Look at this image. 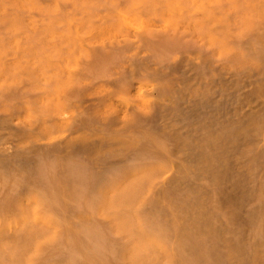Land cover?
Masks as SVG:
<instances>
[{
  "label": "bare ground",
  "instance_id": "1",
  "mask_svg": "<svg viewBox=\"0 0 264 264\" xmlns=\"http://www.w3.org/2000/svg\"><path fill=\"white\" fill-rule=\"evenodd\" d=\"M57 1L0 0V264H264V0Z\"/></svg>",
  "mask_w": 264,
  "mask_h": 264
},
{
  "label": "rangeland",
  "instance_id": "2",
  "mask_svg": "<svg viewBox=\"0 0 264 264\" xmlns=\"http://www.w3.org/2000/svg\"><path fill=\"white\" fill-rule=\"evenodd\" d=\"M51 1H52V0H49V2H48V0H46V1L44 2L45 4H48V5H47V11H48V7L50 6V2H51ZM59 1H61V0H59ZM87 1H91V2H92L93 0H87ZM36 2H37V5H34L36 8H37V7H38L39 9H40V8H42V9L45 8V7H44L45 4L43 5V3H42V4L40 3V5L38 6V1L36 0ZM74 2H75V1H74ZM79 2H81V4H82V3L84 2V0H80ZM7 3H9V2L7 1ZM54 3H55V4H54ZM51 4H54L53 8H56L57 5H58V7H60V8H59L60 11L58 10V12H57L58 14L55 15L56 13H54V12H53V14H52V12H50L51 14H49V12H48V14H47V12H46V13L44 14V16H38L37 14H35L36 16H34V17H35V19H36V17H37V20H38V23H36V20H34V21H35V22H34L35 27H39L38 24L43 23L44 21H45V23H46V22H50V20H51L52 18H54V17H55V18H54V20L52 19V21H55V19H59V16H60V17H61V18H60L61 20H58L59 22L56 20V21H57V24H59V25H56L55 23H52V22H51V24L48 23L49 25H52V24H53L52 27L50 26V28H53V29H52L53 31H54V29L56 28V29H55L56 33L61 34L62 36H68V35H69L70 37H81V36H80V35H81L80 33H82V32H80V31H82V30H80V29H81L82 24H81L80 21H78L80 18H78V20L76 19V17H80V14L78 13L77 9H78V5H79V7H81V5H80V3L78 4V0H77V2H76L75 4L73 3L74 6L72 7V8H75V10L77 11V13H75V11L72 9V10H73V11H72V14L74 13L75 15H74V14L72 15L71 12H69V11H71V7H70L69 5L62 4V5H63V6H62L63 8H62V7L59 5V3H58L57 0H54V2H52ZM76 4H77V6H76ZM42 5H43V6H42ZM65 6H66V9H67V6L70 7V8L67 9L68 11H65V10H64ZM43 7H44V8H43ZM51 7H52V6H51ZM76 7H77V8H76ZM36 8H35V9H36ZM44 10H45V9H44ZM54 10H55V9H54ZM54 10H52V11H54ZM63 10H64L66 13H67V12H68V13L66 14ZM55 11H56V10H55ZM14 12H15V11H14ZM44 12H45V11H44ZM59 12H60V13H59ZM62 12L65 13V14L63 13V15H64V17H67V19H65L67 22L64 20V18H62V17H63V16H62ZM16 13H17V12H16ZM16 13H12V14L14 15V14H16ZM69 13H70V14H69ZM17 14H18L19 16H18V15H15V16L21 17L20 13H17ZM76 14H79V15H76ZM46 15H47V16H46ZM50 15H51V17H50ZM66 15H67V16H66ZM68 15H69V16H68ZM70 15H71V16H70ZM53 16H54V17H53ZM34 17H33V19H34ZM38 17H40V18H38ZM44 17H45V18H44ZM46 17H47V18L49 17V20H46ZM56 17H57V18H56ZM69 17H71L70 20H68ZM73 17L78 21V23L76 22V20H74ZM50 18H51V19H50ZM17 19H18V18H17ZM39 19H42V20H44V21L41 20L40 23H39ZM62 20L64 21V24H62V22H63ZM12 21H13V20H12ZM13 22H14V21H13ZM72 22H73V25L70 26V28H68L67 25H68V24L71 25ZM46 24H47V23H46ZM48 24H47V26H49ZM60 24L63 25V27H62ZM65 24H67V25L65 26ZM77 24H78L79 29L77 28ZM54 25H56V26H54ZM53 26H54V27H53ZM64 26H65V28H64ZM57 27H58V28H57ZM66 27H67V28H66ZM42 28H43L44 30L47 28L46 30H48V32H49V30H51V29H49L48 27H46V28H45V27H42ZM42 28H41V29H42ZM60 29H61L62 31H63V29H64V30L67 29L68 31H66V32H68V34H67V33L64 34L65 32H64V33H63V32H60V33L57 32V31H59ZM53 31H52V32H53ZM43 32H44V31H43ZM45 32H46V33H45ZM45 32H44V34L41 32L42 34L40 33V34H38V36H40V35H41V36H45V35L48 33L47 31H45ZM50 32H51V31H50ZM62 33H63L64 35H63ZM53 34H55V33H53ZM53 34L51 33V35H49V34H48V35H49V36H52ZM48 35H46V36H48ZM55 35H56V34H55ZM55 35H53L52 37H54ZM61 35H60V36H61ZM55 37H58V35H56ZM184 54L187 55V56H189V57H193L194 60H196V61L199 60V56H197V54H195V53H190V54H189V52L187 53V51H185ZM194 54H195L196 56H193ZM195 57H196V58H195ZM172 73H173V74H172ZM172 73H171V74L177 79V81L179 80V78H181V75H180V74H179V77L177 78V76H178V72H177V71H175V73H176L177 75H175L174 71H172ZM171 74H170V75H171ZM172 75H171V76H172ZM173 76H172V77H173ZM174 77H173V79H175ZM176 79H175V80H176ZM175 80H174V81H175ZM177 81H175V82H177ZM177 85H180V86H181L180 80L178 81ZM4 131H5V130H4ZM6 131H7V130H6ZM0 132H3L2 129H0ZM42 143H45V141H42V140L39 141V140H37V141L35 142V144H42Z\"/></svg>",
  "mask_w": 264,
  "mask_h": 264
}]
</instances>
